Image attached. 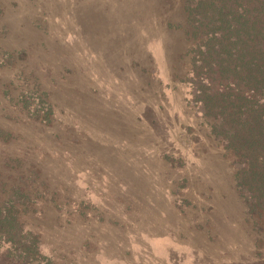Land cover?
<instances>
[{"label":"rangeland","instance_id":"1","mask_svg":"<svg viewBox=\"0 0 264 264\" xmlns=\"http://www.w3.org/2000/svg\"><path fill=\"white\" fill-rule=\"evenodd\" d=\"M184 7L0 0V191L21 189L42 264H264L194 102Z\"/></svg>","mask_w":264,"mask_h":264},{"label":"trees","instance_id":"2","mask_svg":"<svg viewBox=\"0 0 264 264\" xmlns=\"http://www.w3.org/2000/svg\"><path fill=\"white\" fill-rule=\"evenodd\" d=\"M184 9L194 102L232 157L236 188L264 233V0H185ZM4 189L0 244L21 263L42 264L38 236L19 217L21 189Z\"/></svg>","mask_w":264,"mask_h":264}]
</instances>
